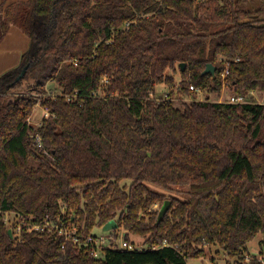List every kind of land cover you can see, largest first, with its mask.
<instances>
[{
	"label": "trees",
	"instance_id": "obj_1",
	"mask_svg": "<svg viewBox=\"0 0 264 264\" xmlns=\"http://www.w3.org/2000/svg\"><path fill=\"white\" fill-rule=\"evenodd\" d=\"M5 11L0 41L13 25L30 44L0 77V264H189L213 246L245 256L264 233V103L249 100L264 93V0H27ZM224 89L245 102H212ZM37 106L48 115L34 126ZM113 219L143 247L96 258L54 226L74 225L84 242Z\"/></svg>",
	"mask_w": 264,
	"mask_h": 264
},
{
	"label": "rangeland",
	"instance_id": "obj_2",
	"mask_svg": "<svg viewBox=\"0 0 264 264\" xmlns=\"http://www.w3.org/2000/svg\"><path fill=\"white\" fill-rule=\"evenodd\" d=\"M26 43L28 42V39L26 38ZM26 45L22 46L25 48ZM176 78V84L180 83L181 80V75L180 71H178L175 74ZM50 87H54L53 84H50ZM56 91V90H55ZM170 90H168V87L165 84H159L157 87V93L156 95L159 97H163L168 93ZM26 92V91H24ZM232 93L227 89H224L223 92L221 93V96L219 98L217 97L216 93H211L210 98L213 101L215 100H224L226 101L229 99L230 95ZM206 93L205 92H198L197 97L199 100H204L206 98ZM186 100L190 101L189 97H185ZM249 100L255 102V103H264V93H255L253 96L249 98ZM45 110L39 106H37L34 110L33 116L31 117L30 121L31 124L34 126H38L41 123L42 118L44 117ZM132 181L127 180L126 183L127 186L130 185ZM153 189L159 191V192H165L159 188L153 187ZM186 187H177L176 190H181L184 191L186 190ZM171 191V194H173L175 197L180 196L178 192ZM166 193V192H165ZM167 194V193H166ZM154 210H160L159 205L153 206ZM13 215H7V221L10 224L13 221ZM117 227L116 229H113L111 231L105 232L103 230V227H95L92 234L97 236V237H104V241L106 242L107 240L114 238L117 244L121 245L123 240H125L124 235H125V230L123 228ZM130 240L138 245V246H143V241L144 238L140 235H135L132 234L130 236ZM264 238V233L259 232L256 237L248 244V252L246 253L245 256L237 259V258H230L226 256L223 252L218 251L217 246H213L210 248L206 249V255L204 257H200L198 259H191L189 260V264H264V254L262 253V247L260 245L261 241Z\"/></svg>",
	"mask_w": 264,
	"mask_h": 264
},
{
	"label": "crops",
	"instance_id": "obj_3",
	"mask_svg": "<svg viewBox=\"0 0 264 264\" xmlns=\"http://www.w3.org/2000/svg\"><path fill=\"white\" fill-rule=\"evenodd\" d=\"M27 0H0V19L6 12L8 5ZM26 38L28 42L26 43ZM29 38L24 35L18 27L11 25L6 35L0 41V77L7 72L18 68L21 62L22 54L29 47ZM25 46L23 48L22 46Z\"/></svg>",
	"mask_w": 264,
	"mask_h": 264
},
{
	"label": "built area",
	"instance_id": "obj_4",
	"mask_svg": "<svg viewBox=\"0 0 264 264\" xmlns=\"http://www.w3.org/2000/svg\"><path fill=\"white\" fill-rule=\"evenodd\" d=\"M191 90L194 91H200L198 88H196V86L191 85L190 86ZM220 101H224V100H220ZM228 102L231 103H242L245 102V98L243 96H230V98L228 100H226ZM45 116L48 115V111L47 109L45 110ZM36 142L38 144V146L42 147V137L37 134L36 135ZM34 226L37 229H42L40 224H34ZM54 226H56L59 229V232L62 236H64L66 238V240L72 239V242L75 244H78L79 246H83L85 248H89L91 254L93 256H95L96 258H100L101 254H102V250H104V248H113V249H129V250H134L137 248H142L143 246H138L136 244H134L133 242H129L127 240H123L122 244L119 245L117 244L114 238H111L109 240H107L106 242L104 241V237H89L87 240H85L84 242H80V240L75 237V234L77 233V228L74 225H71L70 227H66L62 224H55ZM72 235H74L72 237ZM72 237V238H70Z\"/></svg>",
	"mask_w": 264,
	"mask_h": 264
},
{
	"label": "water",
	"instance_id": "obj_5",
	"mask_svg": "<svg viewBox=\"0 0 264 264\" xmlns=\"http://www.w3.org/2000/svg\"><path fill=\"white\" fill-rule=\"evenodd\" d=\"M181 66H182V70L184 71L185 70V63H181ZM27 68H28V66H25L22 69L17 80L21 79L25 75ZM215 72H216V67L213 66V64L209 63V64H207L206 68L204 69L203 74L211 73L212 75H214ZM171 202L172 201L169 199L164 201V203L162 204V206L158 212V215H157L158 218L156 219V224H159L164 219L165 215L167 214V212L169 211V209L171 207ZM118 226H119L118 222L113 219V220H110L108 223H106L103 226V230L105 232L111 231L113 229H116ZM8 232H9L10 236L13 237V227L12 226L8 229Z\"/></svg>",
	"mask_w": 264,
	"mask_h": 264
}]
</instances>
